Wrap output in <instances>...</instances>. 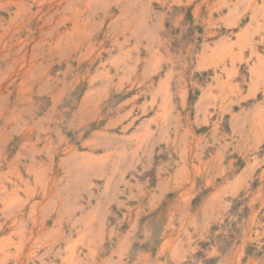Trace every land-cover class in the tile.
<instances>
[{"label": "rangeland", "instance_id": "1", "mask_svg": "<svg viewBox=\"0 0 264 264\" xmlns=\"http://www.w3.org/2000/svg\"><path fill=\"white\" fill-rule=\"evenodd\" d=\"M0 264H264V0H0Z\"/></svg>", "mask_w": 264, "mask_h": 264}]
</instances>
